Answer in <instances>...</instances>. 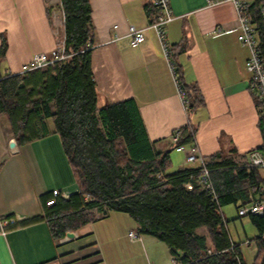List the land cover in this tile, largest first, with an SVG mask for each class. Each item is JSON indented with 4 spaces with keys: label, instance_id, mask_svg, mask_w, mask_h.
<instances>
[{
    "label": "crops",
    "instance_id": "obj_1",
    "mask_svg": "<svg viewBox=\"0 0 264 264\" xmlns=\"http://www.w3.org/2000/svg\"><path fill=\"white\" fill-rule=\"evenodd\" d=\"M214 1L211 6L208 0H170L174 19L167 34L173 61L183 82L197 87L204 99L189 119L155 33L148 31L136 48L129 42L130 26L145 28L154 16L153 0H90L97 105L135 99L150 140L157 150L170 152L168 172L190 165L173 143V135L189 121L206 160L220 154L217 161L244 165L249 152L264 143L246 70L250 53L238 39L234 5ZM58 12L65 22L61 0H0V47L3 39L7 44L0 77L24 72L35 54L56 48ZM46 123L48 135L10 149L15 137L8 117L0 113V218L15 220L0 232V264H177L156 237L142 234L141 241H131L128 233L140 231V226L125 212L109 211L60 240L52 238L45 220L31 221L44 218L45 200L54 190L65 199L78 190L61 138L52 120ZM259 170L262 181L254 200L264 198V169ZM224 217L232 241L238 243Z\"/></svg>",
    "mask_w": 264,
    "mask_h": 264
},
{
    "label": "trees",
    "instance_id": "obj_2",
    "mask_svg": "<svg viewBox=\"0 0 264 264\" xmlns=\"http://www.w3.org/2000/svg\"><path fill=\"white\" fill-rule=\"evenodd\" d=\"M48 4V0H45ZM65 16L64 60L0 77V113L19 144L50 133L51 119L73 170L78 191L56 197L44 218L53 239L60 240L109 211L128 213L148 234L164 242L177 264H247L242 245L232 241L220 208L250 203L259 192V168L235 164L221 155L207 159L215 193L201 183V167L192 164L168 172L170 152L157 150L135 99L97 105L91 53L94 26L90 0H61ZM51 15V10L48 8ZM150 15V12H148ZM264 43V23L259 22ZM5 39L0 57L6 54ZM190 116L204 105L197 87L187 86ZM263 138L264 130L261 126ZM178 145L195 141L196 127L179 130ZM264 153V143L258 148ZM257 228L253 264H264V214L250 215Z\"/></svg>",
    "mask_w": 264,
    "mask_h": 264
},
{
    "label": "built area",
    "instance_id": "obj_3",
    "mask_svg": "<svg viewBox=\"0 0 264 264\" xmlns=\"http://www.w3.org/2000/svg\"><path fill=\"white\" fill-rule=\"evenodd\" d=\"M230 1L235 8L236 16L239 24L240 34L238 39L240 43L249 49V57L246 62V70L250 76V88L256 100L259 113V121L264 130V43L261 38L259 22L264 23V0H227ZM216 1L208 0L209 5H214ZM155 14L151 18L149 24L145 28H137L134 25L130 26L128 38L130 45L133 48L140 46L146 40V33L153 31L159 41L163 54L169 64L177 85L179 94L183 98L185 106H188V99L185 90L182 88L176 65L173 61L172 48L168 40L167 25L174 19V13L170 0H153ZM64 22L59 18L54 17L53 32L56 40V48L50 54L37 53L32 57L29 65L24 69H38L48 65H54L65 59V34ZM181 139L180 132L177 131L173 135L174 145L178 144ZM180 151L186 153V161L189 164H197L201 168V183L205 189L214 194V185L211 180V173L206 166V159L199 152L196 141L188 147L178 145L176 147ZM247 167H256L264 169V153L259 149H253L248 154V159L244 164ZM53 197L46 201L48 207H52L56 202V197L60 196L58 190L52 192ZM240 218L250 215L264 214V198L253 200L250 203L240 206L238 209ZM220 212L223 214L222 208ZM15 220H5L0 218V232H6L7 225H14ZM131 241H141L142 233L132 230L128 233Z\"/></svg>",
    "mask_w": 264,
    "mask_h": 264
},
{
    "label": "rangeland",
    "instance_id": "obj_4",
    "mask_svg": "<svg viewBox=\"0 0 264 264\" xmlns=\"http://www.w3.org/2000/svg\"><path fill=\"white\" fill-rule=\"evenodd\" d=\"M58 15H60L58 18L64 20L59 12ZM222 211L229 221L228 228L232 237L242 245V250L244 252L247 264H253L257 254V249L254 242V239L258 235L257 228L251 222L249 217H239L238 210L235 205L223 207ZM161 245L166 247L164 244Z\"/></svg>",
    "mask_w": 264,
    "mask_h": 264
},
{
    "label": "water",
    "instance_id": "obj_5",
    "mask_svg": "<svg viewBox=\"0 0 264 264\" xmlns=\"http://www.w3.org/2000/svg\"><path fill=\"white\" fill-rule=\"evenodd\" d=\"M16 145H17V141H16V139H15V138H12V139L10 140V142H9V148H10V149H14V148L16 147ZM70 235H72V234H70Z\"/></svg>",
    "mask_w": 264,
    "mask_h": 264
}]
</instances>
